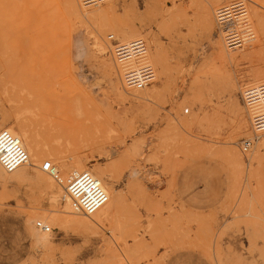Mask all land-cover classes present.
Returning a JSON list of instances; mask_svg holds the SVG:
<instances>
[{
    "label": "rangeland",
    "instance_id": "obj_1",
    "mask_svg": "<svg viewBox=\"0 0 264 264\" xmlns=\"http://www.w3.org/2000/svg\"><path fill=\"white\" fill-rule=\"evenodd\" d=\"M237 1L0 0V128L27 124L43 149L16 177L0 167V264H264V136L241 151V93L264 82V0H244L252 39L229 51L216 13ZM109 35L144 41L150 86L124 87ZM75 158L123 196L106 221H73L37 183L62 192L40 167L65 179Z\"/></svg>",
    "mask_w": 264,
    "mask_h": 264
},
{
    "label": "built area",
    "instance_id": "obj_2",
    "mask_svg": "<svg viewBox=\"0 0 264 264\" xmlns=\"http://www.w3.org/2000/svg\"><path fill=\"white\" fill-rule=\"evenodd\" d=\"M108 0H81L84 7H91ZM229 9V10H228ZM231 12V13H228ZM217 23L221 27L224 41L229 51L242 48L245 34L240 30V19H246V4L244 0L234 2L228 7H221L216 13ZM112 44V52L123 68V81L128 89L140 90L154 82L155 73L146 59V45L143 40H136L129 44L118 42L112 35L107 37ZM245 108L253 127L252 139H245L241 143V151L247 153L255 141L264 136V82L255 86L245 87L241 93ZM28 156L20 141L8 131H0V165L7 172H13L26 164ZM57 182H61L57 172L49 162L42 166ZM66 194L71 198L75 210L91 215L107 202V196L100 183L88 172L72 173L64 181ZM35 227L45 233L51 229L40 222Z\"/></svg>",
    "mask_w": 264,
    "mask_h": 264
},
{
    "label": "bare ground",
    "instance_id": "obj_3",
    "mask_svg": "<svg viewBox=\"0 0 264 264\" xmlns=\"http://www.w3.org/2000/svg\"><path fill=\"white\" fill-rule=\"evenodd\" d=\"M163 1V0H162ZM79 3V2H78ZM153 3V2H152ZM68 5L70 6V8L72 9V10H74V12H75V8H76V6H75V4L73 3V2H68ZM81 10V9H80ZM229 10V9H228ZM98 13V12H97ZM100 13V12H99ZM103 13V12H102ZM228 13H230V12H228ZM104 15V14H103ZM70 16V15H69ZM105 16V15H104ZM73 17V16H72ZM80 18V17H79ZM97 18H98V16H97ZM102 18V17H101ZM100 19V18H99ZM102 20V19H101ZM102 22V21H101ZM103 24H105V23H103ZM242 26L240 27V30L239 31H241L243 34H245V42L247 41V40H249V39H252V35H251V30L248 28V25H246V22L245 23H243V24H241ZM121 32V31H120ZM124 34V33H123ZM134 34H136V33H134ZM129 35V34H128ZM128 37H131V36H128ZM251 37V38H250ZM131 39V38H130ZM221 39V38H220ZM221 41V40H220ZM131 43V42H130ZM217 44H219L220 42H219V40H218V42H216ZM126 44H129V43H126ZM154 44V43H153ZM220 46V45H219ZM222 47V46H221ZM218 48V47H217ZM216 48V49H217ZM219 49V48H218ZM103 50V49H102ZM219 52H221V50L219 51ZM223 52V51H222ZM221 52V53H222ZM113 53V52H112ZM154 53V52H153ZM159 55V54H158ZM222 55V54H221ZM154 57V56H153ZM108 59V58H107ZM103 60V64L102 65H104L103 66V68H104V70H105V74H106V76L108 77V78H111V81L113 80V74H112V68L110 67V65H109V62H108V60ZM146 59L148 60V62H149V59H148V52L146 53ZM155 61L157 62V64L158 65H161V59L159 58V56H157V58L155 59ZM100 63H101V60H100ZM150 63V62H149ZM150 65H151V63H150ZM112 66V65H111ZM152 66V65H151ZM162 66V65H161ZM119 67H120V70H121V73L123 72V68L121 67V65H119ZM153 68V67H152ZM160 69V68H159ZM104 70H103V72H104ZM154 70V69H153ZM164 70V69H163ZM154 73H155V71H154ZM160 73V72H159ZM164 75V74H163ZM165 76V75H164ZM155 78H156V76H155ZM122 79H123V73H122ZM158 79V78H157ZM121 80V79H120ZM109 81V80H108ZM154 81H155V79H154ZM121 82V81H120ZM116 83V82H115ZM117 83H119V82H117ZM111 84V83H110ZM121 84H122V82H121ZM123 84H124V81H123ZM115 85V84H114ZM113 85V86H114ZM150 86V85H149ZM124 87L125 88H127L126 86H125V84H124ZM145 87H147V86H145ZM144 87V88H145ZM144 88H142V89H144ZM128 89V88H127ZM142 89H140V90H142ZM134 90H136V89H134ZM114 92V91H113ZM138 93V92H137ZM144 93V92H143ZM119 95V94H118ZM136 95V94H135ZM152 95V94H151ZM154 95V94H153ZM141 96V95H140ZM139 96V97H140ZM155 97V96H154ZM234 110H235V112H237L238 111V105H237V103H235L234 105ZM249 115V114H248ZM248 118H249V120H250V117L248 116ZM27 123V122H26ZM250 123H251V121H250ZM26 125L27 124H22V123H17V126H13V127H10V126H8V127H2V128H0V131H8L9 133H11L13 136H15L19 141H20V143H21V145H22V147H23V149L25 150V152H26V154H27V156H28V160H27V162H26V164H24L23 166H21V167H19V168H17L16 170H14L13 172H10V173H7V172H5L3 169V171H4V173L5 174H8V175H10L11 174V176L10 177H16L15 176V174H17V173H19L20 172V170L21 169H23V168H25L27 165H28V163H29V160H34L35 158H38L39 156H41L42 154H43V149H41L40 148V146H39V144H37V142H36V140H35V137H34V135L29 131V130H27V128H26ZM12 126V125H11ZM252 126V125H251ZM242 128V127H241ZM16 131H20L21 132V134H22V137L20 136V134H17V132ZM252 132H253V127H252ZM248 133V132H247ZM246 133V134H247ZM259 140V139H258ZM26 143V146H25V143ZM256 142V141H255ZM254 142V143H255ZM259 144V145H258ZM254 145V144H253ZM53 147H51V149H52ZM55 148V147H54ZM264 148V141L263 142H259V143H257V145L255 146V149L253 148V150L252 151H254L255 150V152H254V154L255 155H258V153L260 152V150H262ZM49 149V148H48ZM252 149V148H251ZM54 150V149H53ZM53 150H51V151H53ZM54 152V151H53ZM42 153V154H41ZM228 155H229V158L231 159V160H233V161H240V159H239V155H238V153L236 152V150H234V149H230L229 148V150H228ZM252 154V153H251ZM49 155H51V154H49ZM54 155V154H53ZM52 155V156H53ZM42 157V156H41ZM75 157V156H74ZM73 157V158H74ZM43 158V157H42ZM254 158H256V156L254 157ZM41 159V158H40ZM70 160V159H69ZM41 161V160H40ZM39 161V162H40ZM38 162V161H37ZM46 162H49L50 164H51V166L55 169V171L57 172V174H58V177H59V179L61 180V182H57L48 172H44L43 170H42V166H43V164L45 163H43L42 165H41V167H40V170L43 172V173H45V174H47L54 182H56L57 184H59L60 186H62L61 188H62V192H64V196L62 195V192L60 191V189L58 190V189H56L55 188V186L52 184V182H51V180H49L48 178H46V177H44V176H41V178L39 179V181L37 182V183H39V186H41L43 189H49V188H51L52 189V192H54L53 193V195L55 196V200H49L50 201V203L52 204V205H55V206H61V208L63 209V213H65V214H67V215H74V216H76L75 218L74 217H71V219L73 220V221H79V220H83L82 218H83V216H84V218L86 217V218H95L97 215H99V213L100 212H102L103 210H105L104 211V214L102 215V218H101V220H105L106 221V219H109V218H111L112 217V215H114V213L117 211V210H119V208L121 207V205H122V202H124L123 201V196H122V194H120V193H114V192H112L111 191V189H109L108 187H106V184H105V182L102 180V178L98 175V174H95L94 172H92V171H89L88 169H86L85 167H83L81 164H80V161L77 159V158H75L71 163H67V165H66V167H67V169H68V171H70V172H72V173H78V172H88L93 178H95L99 183H100V186H101V188L103 189V191H104V193L106 194V196H107V202H106V204L102 207V208H100L99 210H97L96 212H94V213H92L91 215H86V214H84V213H81V212H79V211H77V210H75L74 209V207H73V202H72V200H71V198L68 196V194H66V191H65V189H64V184H63V181L67 178H65V179H63L62 177H61V175H60V172H59V170H58V168L56 167V166H54L53 164H52V162H50V161H46ZM68 162H70V161H68ZM33 163V162H32ZM85 163V162H84ZM66 164V163H65ZM29 165H30V163H29ZM0 167H1V165H0ZM65 167V168H66ZM2 168V167H1ZM97 169V168H96ZM98 170V169H97ZM67 171V170H66ZM108 171V170H107ZM106 171V172H107ZM102 172V171H101ZM69 173V172H68ZM104 174V173H103ZM5 178V177H4ZM12 179H14V178H12ZM110 184V183H109ZM60 199V200H59ZM57 209V208H56ZM48 211V210H47ZM51 211H53V210H51ZM50 213V212H49ZM54 213V212H53ZM56 213H58V215H59V213H61V212H59L58 210L57 211H55V214ZM118 213V212H117ZM62 214V213H61ZM66 215V216H67ZM79 215V216H78ZM57 216V215H56ZM60 216V215H59ZM80 216H82V217H80ZM53 217H55V216H53ZM58 217V216H57ZM69 218V217H68ZM52 220V219H51ZM58 221V220H57ZM64 221V220H63ZM73 221H71V222H73ZM40 223H42V222H40ZM54 223V222H53ZM59 223V222H58ZM43 224V223H42ZM45 226H47V227H49L48 225H45ZM50 228V227H49ZM38 230H40V229H38ZM41 231V230H40ZM42 233H45V232H43V231H41ZM45 234H48V233H45Z\"/></svg>",
    "mask_w": 264,
    "mask_h": 264
}]
</instances>
